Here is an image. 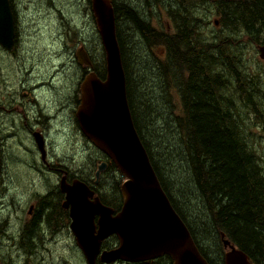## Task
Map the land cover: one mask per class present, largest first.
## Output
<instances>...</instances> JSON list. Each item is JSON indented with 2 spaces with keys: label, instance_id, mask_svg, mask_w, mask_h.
Segmentation results:
<instances>
[{
  "label": "trees",
  "instance_id": "obj_1",
  "mask_svg": "<svg viewBox=\"0 0 264 264\" xmlns=\"http://www.w3.org/2000/svg\"><path fill=\"white\" fill-rule=\"evenodd\" d=\"M169 1L174 5L179 3V0ZM181 3L178 10L180 13L166 12L177 28L173 36L162 26L157 28L150 22V19L156 18L152 13H147L145 18L143 12L125 5H120L118 10L114 8L116 35L134 126L164 192L208 263L224 264L225 251L221 236L225 235V239L243 251L253 264H264V179L261 178L257 159L245 154L242 135L232 129L228 117L222 113L217 93L220 81L210 73L211 67L216 65L239 76L240 65L230 57V46L225 43L221 46L202 45L206 38V26L211 22H204L197 12L214 8L213 14L219 24L232 33L220 38L234 39L243 32L245 37L253 38L257 45L264 46V0H182ZM214 37L217 36L208 38ZM135 38L138 44L146 47L143 54L146 53L149 66L153 67L154 79L162 81L165 88V83L172 74L178 79L181 68L189 67L188 85L183 89L189 120L187 125L183 113L172 120L171 108L161 98L166 97V93L162 96L158 92L155 99L165 106L154 108V111V100L151 101L146 92L142 91L141 96L144 103L137 101L135 82L144 80L149 67L147 69L142 63L140 55L135 58L131 54L137 46ZM157 47H162L167 54H171L172 65L169 66L167 60L155 56ZM158 52L161 53V50ZM213 54L219 58H215ZM133 63L136 67L132 66ZM131 71L134 72V81ZM138 106L147 109L148 121ZM256 112L259 113V121L262 114L261 111ZM153 116L154 124L149 120ZM158 122L159 127L156 126ZM174 124H177L180 131L178 138L174 134ZM186 127L189 141L182 140V132ZM164 128L173 137H164L161 134ZM109 168L116 171L112 162ZM167 169L175 175L181 188L184 187V199L174 197V182L165 176ZM121 182L122 177L113 191H119ZM191 201H197V206L191 204ZM189 206L195 208L194 214H190Z\"/></svg>",
  "mask_w": 264,
  "mask_h": 264
},
{
  "label": "flooded vegetation",
  "instance_id": "obj_2",
  "mask_svg": "<svg viewBox=\"0 0 264 264\" xmlns=\"http://www.w3.org/2000/svg\"><path fill=\"white\" fill-rule=\"evenodd\" d=\"M112 2L114 8L117 10L120 5H124L121 1L118 3V0H112ZM181 2L182 0H179V3L174 5L169 0L167 2L165 0H158V2L152 0L151 3L144 0L146 12L156 15V18L153 17L151 19V23L157 28L162 26L171 36L175 35L177 28L173 19L167 16L166 12L180 13L178 10L181 8ZM138 4L141 5L142 3L138 2ZM133 8L137 10V8ZM153 9L154 13L152 12ZM197 12L201 17V12ZM14 14L16 17L15 11ZM18 35L19 33H17L12 50L5 49L0 45V49L4 53H1L4 62L10 57H15L19 51ZM170 39L174 41L173 38ZM243 40L246 43V47L248 45L256 46L258 50V45L254 39ZM224 43L230 46V57L239 62L240 68H238L239 76L234 75L222 66L214 65L210 69L211 76L219 78L220 81L217 93L222 113L228 117L230 125L233 121L237 123L235 128L231 125L232 129L242 136L245 135L238 130L239 119L248 120L247 125L242 127L244 132L246 131L248 122L253 121L250 124V128L254 131L248 137L254 143L258 142L259 144L262 142L263 137L258 135L256 138L255 129L261 125L260 123L264 121V118L260 115L258 121L259 113L256 111L264 109V96L256 89L252 90L255 81L251 77L254 75L249 70L246 72L243 65L244 53L242 50L245 49L241 47L240 41H237L236 38H205L202 45L221 46ZM84 50L87 60L90 61L91 68L84 69L80 67L82 64L79 59L77 60L78 50L75 59L74 55H72L74 61L73 68L76 69V74H78L79 68L82 71L76 89L70 88L68 97H65L64 93L62 97L58 98L56 96L49 98L38 96L35 93L31 94L29 92L30 78L22 79L23 84L27 85L25 89L29 92V101L26 105H23L24 113L27 115V119L33 116V119L35 118L34 120L36 121L35 127L32 129H30L27 122L21 125L22 131L27 133L35 146L34 150H30L27 146L23 145L24 149L29 152V156L26 157L28 159L22 166L11 165V151L7 139L16 137V135H7L0 130V240L7 238L8 241H3L9 244L11 252L16 255L13 263L10 262L8 264H174L172 258L168 255L141 262L117 260L112 263H106L102 260V254L105 251L115 250L120 246V240L116 235H111L102 241L100 253L95 259L93 258L92 260L91 257L86 255V252H93L95 250L94 238L99 229V216L93 215L91 219L90 214H86L91 208L93 209L95 199L99 198L100 203L112 210V216L115 217L123 208L124 198L120 191H113L115 187L110 188L106 186L105 177L109 172H105L100 177V180L96 181L94 177L98 165L90 149L80 160V167L76 164L79 157L77 150L79 146L77 144L70 143L72 145L70 156L60 152V150L64 151L68 149L65 145L70 138L74 125L77 128L79 127L77 111L81 104L80 85L89 71L94 70H92L93 65H95L93 57L86 47H84ZM158 50H161V54L159 55L157 54ZM81 52H83L82 49ZM155 56L161 60H167L169 66L172 65L171 54H167L162 47L156 48ZM213 56L219 58L216 54H213ZM245 61L247 63V58ZM262 62L264 64V61ZM69 64L70 62H66L59 71ZM0 65L4 69H7L6 63H0ZM53 66L55 67V65ZM22 70L30 71L27 60L23 62ZM56 71L58 75L59 72L58 70ZM189 77V67L183 66L178 79L173 74L167 79L165 83L166 88L162 81L156 79L158 92L160 94L166 93L168 100L176 104V110L172 109V120L180 117V114L183 113L185 114L184 120L186 125L189 120L185 108L183 89L188 85ZM159 85H163L162 91L159 89ZM42 86H45V84H42ZM164 88L165 90H163ZM34 89L38 88L35 87ZM26 95L28 94L23 93V96ZM228 108L233 110L231 116L230 112L227 111ZM51 120H53L52 123ZM51 128L54 129L47 134V131ZM54 130L56 131L55 134ZM182 134V140H190L187 127ZM40 138L44 140V151L37 144V140ZM243 143L245 154H250L252 158L257 159V163L259 158L264 157V154H260L257 150L249 148L244 140ZM86 158L93 159L94 161V168L89 171L84 168L83 161ZM102 161L106 160L103 159L100 162ZM260 165H262L261 161ZM262 166L259 167V170L264 176V166ZM79 182H82L88 189L80 194L83 200L75 205L67 203L68 188L78 186ZM12 188L17 190L10 195L9 193ZM24 199H27V202L19 210L18 207ZM78 199L79 193L77 192L75 200ZM73 207L77 208V210L80 209V214L73 215Z\"/></svg>",
  "mask_w": 264,
  "mask_h": 264
},
{
  "label": "water",
  "instance_id": "obj_3",
  "mask_svg": "<svg viewBox=\"0 0 264 264\" xmlns=\"http://www.w3.org/2000/svg\"><path fill=\"white\" fill-rule=\"evenodd\" d=\"M92 12L106 53L107 77L101 81L91 73L86 78L82 85L78 120L88 140L115 164L126 179L121 185L124 206L117 216L113 217L112 210L103 207L98 200L93 209L86 213L90 214L91 219L93 215L99 216V230L94 238L95 250L86 252V255L95 259L100 253L102 241L116 234L120 247L102 254V260L106 263L117 260L141 262L169 255L174 264H208L164 192L135 129L127 100L125 72L111 0H92ZM15 38L11 2L0 0V45L12 50ZM259 52L264 60V46L259 47ZM78 59L82 64H90L85 53L79 52ZM37 141L43 150V141ZM107 169L108 163L98 166L96 181ZM84 190L87 188L80 183L72 192L68 191L67 202L73 205L80 203L83 200L80 194ZM76 192L79 193L78 200H75ZM72 214H80V209L73 207ZM222 239L227 250L225 264H251L244 252L225 240V235H222Z\"/></svg>",
  "mask_w": 264,
  "mask_h": 264
},
{
  "label": "rangeland",
  "instance_id": "obj_4",
  "mask_svg": "<svg viewBox=\"0 0 264 264\" xmlns=\"http://www.w3.org/2000/svg\"><path fill=\"white\" fill-rule=\"evenodd\" d=\"M120 1L129 8H137V10H134L143 12L146 18L147 9L146 5L144 4V0ZM120 1L118 0V3ZM146 1L149 3L152 2V0ZM165 1L167 2V0ZM138 2L142 3L143 5L138 4ZM12 4L17 17V32L19 33L18 39L20 47L19 51L16 53V56L10 57L6 62H4L3 58L1 57V53H4L0 49V63H6L7 67V69H4L0 65V130L7 135H16V137L7 139L8 146L11 151V165L22 166L28 159L26 157L29 156V152L24 149L23 145L27 146L30 150L35 149L31 138L27 135L26 132L22 131L21 127L22 123L24 122L28 123L30 129L35 127L36 124V121L34 120L35 118L33 119V116L27 119V115L24 113L23 105H26V103L29 101V92L31 94L35 93L38 96H46L49 98L54 96H56V98L62 97L64 93V96L68 97L70 88L76 89L77 87V82L81 78V68H91V66L79 64L81 68L78 69V74H76V69L73 68L74 61L72 55H74L75 59L77 50L82 46L86 47V49L90 51V55L93 57L95 65H93L92 70L94 69L96 73L104 75L105 72H107V69L105 52L96 22L94 20L95 18L92 12L91 0H12ZM171 5L173 6V4ZM213 11L214 8L209 7L205 8L201 12V18L204 21L211 22L210 25L206 26L204 32L206 39L213 36L222 37L231 35L232 33L225 27H222L221 25H214V21L217 20V18L214 16ZM152 12L154 13V9L152 10ZM243 36L244 33L241 32L236 40L240 41L241 47L245 49L242 50L244 53V68L246 72L249 70V72L254 75L253 77H251L247 73V75L255 81V84L252 86V90L256 89L261 93L262 96H264V64L259 58V52L257 51L256 46L248 45L246 47V43L243 40L253 38ZM224 38L228 39L231 37ZM135 42H137V46L134 50L133 48H131L133 50L131 51V54H133L135 58L136 56L138 57L140 55L141 57L139 56V58H141L142 63H144L147 69L149 67L148 74L144 77V80L140 79L139 81L135 82V87L139 94V96L137 94V101H139L141 104L144 103V100H142L141 96L142 91L146 92L149 95L150 100H154L152 102V111H154V108L158 109V107L163 106L160 101L155 99L156 95H159L157 90L158 85H156V79H154L153 67L149 66L150 62L146 57V53L143 54V50H147L146 47L143 44H138V40L136 38ZM158 54L161 53L158 52ZM246 58L248 60L247 63L245 61ZM25 60L28 61L30 71H21L23 62ZM134 61H136V59H134ZM66 62H70V64L64 67L63 70L59 71ZM134 63L132 64V66H135ZM53 65H55V67ZM56 70H58L59 72L58 75ZM132 71L131 76L133 77L134 72ZM28 77L30 78L29 92L25 89L27 85H24L22 82L23 78ZM134 80L135 79L133 77L132 81ZM141 81L142 83H140ZM42 84H45V86H42ZM35 87H37L38 89H34ZM53 87H55V89H53ZM162 88L163 85H159V89L161 91ZM23 93H27L28 95L23 96ZM160 95L163 96V94ZM163 99H165V101L167 102L166 106L168 108L171 107L172 114V109L176 110V104H173L171 101H169L167 96H164ZM138 109L148 121L149 114L147 109H145V107L143 106H138ZM227 111L230 112V116L233 114L232 109L228 108ZM260 111L262 113V118H264V109H260ZM150 119L154 124V116L149 117V120ZM247 121L248 120L244 121L242 118L239 119L238 130L245 135L242 136V140L246 142L249 148L257 150L260 154H264V121H262V123H260L261 125L255 129L256 138L258 137V135L263 137L262 142H260L259 144L258 142L254 143L248 137V135H250L254 131L252 128H250V124H252L253 121L248 122V126L245 132L242 129L244 125H247ZM52 122L53 120H51V123ZM236 124L237 123L233 121L231 125L233 126V128H235ZM156 126L159 127V122L156 124ZM53 129L54 128H51L49 131H47V134H49ZM55 132L56 131L54 130V134ZM179 133L180 131L178 130L177 124H174V134L177 138L180 137L177 136V134ZM161 134L166 138L172 136L165 128L164 131L161 132ZM50 139L53 140L52 138ZM71 142L72 144H77L79 146L77 147V150L79 152V157L77 158L76 163L77 166H79L80 160L83 156L86 155L85 153H88L89 149L93 153L96 164H99V162L104 159L103 157H101V154L94 148V146L86 139V137L81 134L79 127L77 128L75 125L71 131L70 138L65 145L68 149L64 151L60 150V152L70 156L72 152V145L70 144ZM170 142L174 143L173 141ZM260 161L264 166V157L258 159L259 165ZM83 163L85 170L89 171L90 169L94 168L93 159L86 158L84 159ZM174 172L177 175L176 171ZM165 174L166 177L174 182V197L178 196L179 198H183L182 195H184V187L183 189L181 188L180 183L178 182V180H175V175L171 170H165ZM261 178L264 179L263 174H261ZM120 179L121 176L118 172L110 171L105 177V184L110 188H117V182H119ZM16 190L17 189L12 188L9 194L12 195V193ZM26 202L27 199H24L22 201V203L18 207L19 210L20 208H23ZM196 202L197 201H191V204L196 207ZM188 209L190 214H194V207L189 206ZM3 240L8 241L7 238L0 240V264H8L10 262L13 263L16 255L11 252L9 244Z\"/></svg>",
  "mask_w": 264,
  "mask_h": 264
}]
</instances>
